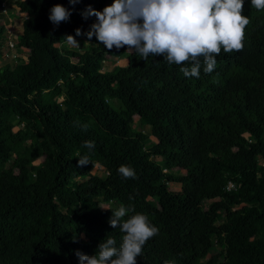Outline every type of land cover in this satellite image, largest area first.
I'll use <instances>...</instances> for the list:
<instances>
[{"label":"trees","instance_id":"1","mask_svg":"<svg viewBox=\"0 0 264 264\" xmlns=\"http://www.w3.org/2000/svg\"><path fill=\"white\" fill-rule=\"evenodd\" d=\"M108 2L17 3L26 18L14 46L29 54L0 66V264H79L75 250L93 255L105 236L119 246L123 234L108 223L115 209L100 203L132 205L159 229L137 264H264V9L244 0L243 49H221L214 71L202 66L196 78L161 56L87 41L96 18L81 13ZM55 4L71 12L59 25L48 19ZM4 36L0 26V50ZM126 56L127 66L102 71ZM136 117L156 131L150 148ZM83 155L91 163L77 166ZM121 164L136 178H123Z\"/></svg>","mask_w":264,"mask_h":264},{"label":"clouds","instance_id":"2","mask_svg":"<svg viewBox=\"0 0 264 264\" xmlns=\"http://www.w3.org/2000/svg\"><path fill=\"white\" fill-rule=\"evenodd\" d=\"M78 2L69 0L73 5ZM251 4L264 9V0H251ZM243 6L244 0H112L102 10L89 6L81 13L85 19L96 18L83 35L87 41L95 36L97 44L108 51L127 46L125 51L143 60L150 55L161 56L167 64L179 66L185 77L199 78L202 66L205 73L214 71L221 49L228 54L243 49L244 29L249 24V19L241 14ZM70 15L69 9L55 4L48 19L59 25ZM81 34L80 29L75 30L76 36ZM64 39L80 47L74 36L66 35ZM81 127L86 129V125ZM83 147L93 151L95 142L85 141ZM89 163L87 155L77 158V166ZM118 172L125 179L136 178L131 165L121 164ZM110 212V227L123 234L119 246L114 236H105L93 255L75 250L79 264H137L146 241L159 233L149 217L136 212L132 205L121 204ZM164 264L174 261L166 260Z\"/></svg>","mask_w":264,"mask_h":264},{"label":"rangeland","instance_id":"3","mask_svg":"<svg viewBox=\"0 0 264 264\" xmlns=\"http://www.w3.org/2000/svg\"><path fill=\"white\" fill-rule=\"evenodd\" d=\"M20 0H8L7 1V13L6 16H0V26L4 28L5 31V39H3L1 45L2 48L0 50V66L6 65L7 63L12 64L15 61H25L27 57L28 51H25L24 49H17L15 46L11 47L9 44V40L12 43V45H15L16 37L21 33L22 31V24L23 21L25 20V15L19 12L18 9V2ZM111 3V2H110ZM109 2L107 4H110ZM77 42L79 43L80 47H74L71 44H68V47L74 48V50L80 49V51L84 50V47H81L80 45V39H76ZM87 43H85V46ZM129 64V59L128 57H124L121 60L118 61H106L103 63L102 71L103 72H110L112 70H117L121 69ZM58 101H61L59 99ZM110 105L118 111V106H119V101L113 100L110 102ZM13 123L15 124L14 131L19 132L20 130V125L17 122L16 118L14 117L12 119ZM133 127L137 130L142 132L146 138H147V143H146V148H150L153 144L156 143V131L154 128H152L149 125H146L143 123L138 117L135 118ZM40 162V160H36L35 163ZM90 172L99 177V178H105L106 176V171L98 166V165H91L90 166ZM175 174H183L181 170H175L172 171ZM196 177H192L189 179V182H193ZM171 190L174 192H179L181 189V185L177 183H171L170 184ZM102 208H108V207H114V209H117L115 205L111 203H100Z\"/></svg>","mask_w":264,"mask_h":264},{"label":"built area","instance_id":"4","mask_svg":"<svg viewBox=\"0 0 264 264\" xmlns=\"http://www.w3.org/2000/svg\"><path fill=\"white\" fill-rule=\"evenodd\" d=\"M7 13V4L6 3H2L1 5V11H0V16L2 15L3 17L6 16ZM9 44L11 47H14V45H12V43L9 40ZM233 187V184L229 183L227 189H230Z\"/></svg>","mask_w":264,"mask_h":264},{"label":"crops","instance_id":"5","mask_svg":"<svg viewBox=\"0 0 264 264\" xmlns=\"http://www.w3.org/2000/svg\"><path fill=\"white\" fill-rule=\"evenodd\" d=\"M26 18V17H25ZM25 51H27V50H25ZM27 53V55L29 54V52H26ZM26 60V59H25Z\"/></svg>","mask_w":264,"mask_h":264}]
</instances>
